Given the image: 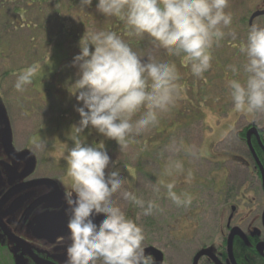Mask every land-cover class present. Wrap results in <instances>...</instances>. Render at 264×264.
I'll use <instances>...</instances> for the list:
<instances>
[{"label":"clouds","instance_id":"clouds-1","mask_svg":"<svg viewBox=\"0 0 264 264\" xmlns=\"http://www.w3.org/2000/svg\"><path fill=\"white\" fill-rule=\"evenodd\" d=\"M93 0H80L90 7ZM229 0H97L96 8L105 17H117L129 29V37L147 38L168 57L181 58L190 65L193 76L202 78L212 68L214 48L233 22L226 11ZM80 52L73 57V86L77 89L74 106L80 117L75 125L79 132L94 130L103 137L97 144L76 141L65 160L71 190L66 192L67 227L70 244L67 264H155L146 254L144 229L129 218L113 197L142 210L144 216L159 211L157 199L161 186L164 195L178 207L190 206L192 196L177 192L176 180L150 182L156 199L145 200L131 188L109 154L106 140L115 141L120 151L139 143L144 133L157 128L164 116L180 99L181 74L172 60L142 57L131 44L114 31L94 32L80 41ZM240 51L244 60L239 66L228 65L234 77L227 87L234 110L248 114L264 112V25L253 23ZM41 65L33 63L22 69L14 87L23 91L33 83ZM196 157L194 146H187L173 136L161 149L165 166L161 176L184 174L180 154ZM193 171L187 170L185 183L191 184ZM103 216L97 224L95 218Z\"/></svg>","mask_w":264,"mask_h":264},{"label":"rangeland","instance_id":"rangeland-1","mask_svg":"<svg viewBox=\"0 0 264 264\" xmlns=\"http://www.w3.org/2000/svg\"><path fill=\"white\" fill-rule=\"evenodd\" d=\"M96 4V3H95ZM232 11L239 13V7L243 6L242 12L252 9L258 4V0H229ZM57 5L53 0H48L41 14L34 11L28 18L33 27L32 31L26 29L27 22L21 20L23 29L17 35L21 45L20 51L12 58L8 54L0 57V75L10 70H17L13 73L15 82L20 71L33 63L41 65L39 72L33 78V83L26 86L21 93L25 99L23 106L26 115L22 127L24 136H31L33 140L40 141L34 150L50 160L53 168L63 169L68 172L65 156L68 149L74 142L99 143L103 137L94 130L79 132L75 125L80 119L74 111L77 104L75 95L77 89L73 86L76 78V69L70 67L73 60L59 62L61 58L54 55L53 45L46 51V60H42V46H46L49 32L57 33L62 27L63 21L71 17L73 23L79 29H71L74 33L73 42L78 49L73 52V57L80 52V41L85 35L94 32L104 31L107 22L115 17H105L95 8L84 14L68 15L66 10L58 14ZM236 8V9H233ZM228 10V9H227ZM228 10V12H232ZM58 12V11H57ZM23 11L21 14H25ZM235 13L232 14V16ZM245 15V13H244ZM9 16V15H8ZM26 16V14H25ZM52 17V24H48L47 32L34 29L38 18ZM24 17V16H23ZM86 17H91L90 19ZM85 18V19H84ZM87 24H86V22ZM82 25L81 28H79ZM77 32H82L77 34ZM80 35V36H79ZM75 36H78L77 38ZM45 38V40H44ZM227 36L219 47L214 48V59L212 68L202 78L192 75L190 65L184 63L181 58L168 57L163 49L156 48L150 44L145 50L138 49L142 57L152 56L156 59L172 60L176 63L181 74L180 83L183 92L176 106L164 116L160 125L143 134L139 143H131L128 148L120 151L115 141H105L109 154L116 159L122 175L126 178L125 189L131 188L137 191V195L145 200L156 199L153 194L150 182L163 179L165 183L176 180L175 191L178 193L186 191L192 196L190 206L178 207L164 195L166 189L161 186V193L157 203L160 210L155 211L151 216H144L138 208V223L144 229L145 237L152 243L155 253H164L167 264H192L197 250L201 243L206 241L207 235H220L221 228H225L230 215V207L235 205L237 200L243 198L244 202L238 204L239 210L251 211L252 209H264V193L257 173L253 170V163L248 156L247 148L243 143L234 139L231 133L241 129L246 123L245 117L256 119L257 125L264 127V112L248 114L234 110L227 82L233 78L244 79L241 72L239 77H234L228 68L230 64L239 66L244 60V55L237 46V41ZM48 42V41H47ZM236 45V46H235ZM229 56H235L231 60ZM255 115L256 117H254ZM175 136L182 139L187 146H194L197 156H186L183 152L180 158L185 164V173L176 177L161 176L166 159L161 156V149L169 140ZM220 141H223L219 144ZM150 149L146 156L142 157L143 147ZM238 147L240 152L248 161L251 171L247 175L250 181L240 196L237 194L244 176L248 170L240 168L238 164H225L226 151ZM144 148V150H145ZM191 169L194 178L191 184L185 183L187 170ZM230 173L234 176L229 178ZM68 176V175H67ZM69 182L71 181L68 176ZM71 187V186H70ZM113 199L117 205L126 210L130 203L124 201L120 193ZM258 208V209H257ZM260 212V211H259ZM223 216L221 224L216 220ZM219 239H217L218 241ZM220 242V241H219Z\"/></svg>","mask_w":264,"mask_h":264},{"label":"flooded vegetation","instance_id":"flooded-vegetation-1","mask_svg":"<svg viewBox=\"0 0 264 264\" xmlns=\"http://www.w3.org/2000/svg\"><path fill=\"white\" fill-rule=\"evenodd\" d=\"M245 11L244 21L247 27L229 29L226 32L235 33L234 40L238 47H242L246 40L254 14L261 13L252 24L264 25V0H258L256 6ZM234 57L229 56V59ZM14 76L0 75V264H67L66 249L71 241L65 195L71 190V181L69 182L66 171L53 168L50 160L37 154L34 147L40 141L32 142L31 136H24L22 126L26 115L23 108L25 99L22 97L24 93L15 89V82H10ZM245 119L247 125L231 133L236 141L246 146L253 163L252 168L258 175L264 193L261 172L247 142L250 131L256 129L249 137L251 147L260 161L258 152L264 156V127L258 126L255 118L246 116ZM240 150L234 147L224 155L225 164H238L240 168L248 170L246 175L242 171L244 177L241 178L242 184H239V196L243 194L242 191H248L246 186L250 181L247 175L251 174L248 161ZM233 177L236 175L230 173L229 178ZM236 202L230 207V215L225 221V228H221L219 237L207 235L206 241L201 243L200 249L194 254L195 257L202 251H209L220 264H230L227 242L231 231L238 228L245 236L244 239L237 236L234 240L242 244L241 251L237 253L238 259L243 263L252 258L253 264H264V209L241 212L238 204L244 202L243 198ZM127 206L126 215L138 222V208L132 204ZM103 218L96 217L95 223L99 224ZM221 221L223 216L216 220V224H221ZM143 245L146 254L153 257L155 264H167L166 255L155 253L148 237H145ZM260 245L263 246V254L258 252ZM251 252L254 253L252 257L249 255ZM234 258L238 264L235 253ZM198 264L216 263L204 256ZM247 264L250 263L247 261Z\"/></svg>","mask_w":264,"mask_h":264},{"label":"trees","instance_id":"trees-1","mask_svg":"<svg viewBox=\"0 0 264 264\" xmlns=\"http://www.w3.org/2000/svg\"><path fill=\"white\" fill-rule=\"evenodd\" d=\"M48 3V0H0V57L1 55L4 56L8 54V57L11 59L13 54L15 55L20 51L19 48H21L19 38L17 37L18 34H20L21 30L23 29V26L21 25V20H24L27 22L26 24V29L28 31H32L33 27L31 24L28 22V20H31L32 18H28L31 16L34 11L32 9H37L36 12L38 14H41V10L45 8L46 4ZM97 0H93V3L90 7H87L86 9L84 7L80 6V0H53V4L57 5L58 7L56 8L57 11L55 13L61 12L62 9L66 10L68 12V15L73 14V12H76L77 14H84V12L88 10H93L96 6ZM243 6L239 7V13H236L237 11H232V7H230V4L228 6V10H231V14L235 13L233 15V22L229 26V28L225 29V32H227L229 29H237V28H245L247 27L245 23V12H242L241 9H243ZM226 9V11H228ZM236 9V8H233ZM23 11H26V16L23 13ZM35 13V12H34ZM9 15V16H8ZM24 16V17H23ZM90 19L91 17H86ZM39 21L35 23L34 29L41 30L44 32H47L48 30V24H52L53 18L52 17H46L44 18H38ZM85 19V18H84ZM58 21H63L62 22V27L59 28L57 33L54 32H49L47 34L48 36V42L45 41L46 46H42L43 53L41 56V59L44 61L46 60L47 54L46 51L49 50V47L53 45V50L54 51V57L57 56V58H61L59 62H66L67 60H70L73 58V52H75V49H78V45L73 42V37L74 33H69L71 29H76V25L73 23V20L71 17H68L66 19H61ZM86 22V21H85ZM54 23V22H53ZM87 24V22H86ZM82 25L79 27L81 28ZM128 28L125 24L124 21L120 20L119 18L115 17L114 20L111 22H107L105 26L104 31H114L116 32L121 38L125 39L127 42L131 44L133 49L137 51L138 49H143L145 50L148 48V46L151 44L147 38H138V37H129L127 35ZM77 31L79 29L77 28ZM82 32H77V34H80ZM80 36V35H79ZM76 38L78 36H75ZM88 37V36H87ZM227 37V35H226ZM225 37V38H226ZM225 38L223 39L225 41ZM87 39V38H86ZM45 40V38H44ZM221 41V43L223 42ZM6 53V54H5ZM18 70V69H17ZM17 70H10L6 74L7 75H12L13 73H16ZM110 141V140H109ZM143 147L142 157L146 156L150 151L148 146ZM148 149V151H147ZM258 156L260 158V161L262 162V165L264 167V156L260 152H258ZM241 246L242 244L237 242H234V252L235 257L238 260V264H253L252 263V258H249L250 260L240 261L238 259L237 253L241 251ZM250 257L254 255V253L249 254Z\"/></svg>","mask_w":264,"mask_h":264},{"label":"water","instance_id":"water-1","mask_svg":"<svg viewBox=\"0 0 264 264\" xmlns=\"http://www.w3.org/2000/svg\"><path fill=\"white\" fill-rule=\"evenodd\" d=\"M261 15V13H256V14H254V16L252 17V19H251V25H252V22H253V20L256 18V17H258V16H260ZM253 130H256V129H253ZM253 130H251L250 131V133L248 134V136H247V142H248V147H250V149H251V151H252V153H253V155H254V158H255V161L257 162V166H258V168L260 169V172H261V178H262V181H263V189H264V168H262L263 166H262V164H261V162L259 161V159H258V157H257V155H256V153H255V151H254V149H253V147H251L252 146V144H251V141H250V134L252 133V131ZM257 131V130H256ZM257 134V133H256ZM257 137L259 138V136H258V134H257ZM257 233L259 234V231H257ZM243 237V239H244V235H243V233L241 232V230L240 229H238V228H234L232 231H231V235L229 236V238H228V242H227V251H228V254H229V261H230V264H237L236 263V261H235V258H234V240H235V237ZM258 252H260V253H262L263 254V246L262 245H260V246H258ZM204 256H208L209 258H211L212 260H214V262L216 263V264H220L218 261H217V259L212 255V254H210V252L209 251H202V252H200L196 257H195V259H194V264H198L199 263V260L202 258V257H204Z\"/></svg>","mask_w":264,"mask_h":264}]
</instances>
